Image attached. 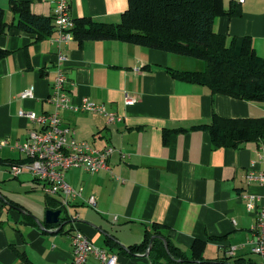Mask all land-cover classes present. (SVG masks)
<instances>
[{
  "label": "crops",
  "instance_id": "1",
  "mask_svg": "<svg viewBox=\"0 0 264 264\" xmlns=\"http://www.w3.org/2000/svg\"><path fill=\"white\" fill-rule=\"evenodd\" d=\"M12 1L0 0L8 25L0 33V50H4L0 56V140L23 142L37 128L20 112H53L47 97L60 67L67 75L66 86L74 105L90 99L119 114L122 120L108 124L101 114L60 112L63 126L72 128L78 141L99 150L114 149L108 160L110 171L89 173L72 168L65 174V181L73 189L83 188L82 199L68 202L66 211L77 218L68 222L69 229L66 224L46 226V199L43 194L37 195L39 187L32 175L22 172L13 177L9 173L11 163L26 158L8 147L0 151V183L21 177L23 191L33 193L21 197L26 201H19L6 197L0 187V264H68L73 258L74 231L94 246L117 255V264H149L142 252L132 255L121 250L141 244L146 232L166 237L188 259L201 242V253L194 264H217L225 258L232 264H264L259 256L260 261L251 259L255 254L249 241L254 236L256 213H248L242 199L247 193L264 195V184L248 183L246 177L249 172L264 174L260 158L264 141L248 142L235 149L214 148L209 132L199 128L210 124L213 115L224 119L262 118L264 102L214 95L204 86L173 79L169 74L172 68L205 69L203 62L187 56L119 41L80 44L72 40L60 48L51 42L53 33L37 39L36 34L15 27ZM16 2L29 4L35 14L52 17L51 6L44 0ZM231 2L240 9L237 17L223 13ZM127 3L71 0L69 14L74 20L87 16L96 23L118 24ZM217 10L214 32L228 42L234 37H251L254 50L264 58V0H219ZM59 50L67 58L60 65ZM31 86L35 88L34 98L21 100L19 93ZM131 97L137 101L126 105ZM89 196L96 198L94 209L85 202ZM37 204L45 206L44 213ZM34 219L42 226L38 227ZM232 248L234 252L227 255ZM86 264L98 261L91 256Z\"/></svg>",
  "mask_w": 264,
  "mask_h": 264
},
{
  "label": "trees",
  "instance_id": "2",
  "mask_svg": "<svg viewBox=\"0 0 264 264\" xmlns=\"http://www.w3.org/2000/svg\"><path fill=\"white\" fill-rule=\"evenodd\" d=\"M219 0H128L118 24L96 23L84 17L74 20V40L119 41L187 56L203 62V71H178L170 69V76L177 81L188 82L208 88L211 94L230 96L244 101L264 102V58L259 57L251 44V37L227 38L214 32V19L218 12ZM10 10L16 16L15 27L36 34L37 39L52 35L53 17H45L31 12L30 5L12 1ZM225 16L237 17L240 9L231 2L223 11ZM4 11L0 8V33L7 24ZM4 50H0V56ZM206 129L212 137L214 148H239L248 142L264 141V117L252 119H224L213 115L210 124L199 126ZM24 162L25 160L22 159ZM18 161L17 163H22ZM12 164V163H11ZM10 164V165H11ZM46 199V211L66 213L57 205V200ZM59 216L55 225L58 228L67 225L64 217ZM62 225V226H63ZM63 230V228H62ZM152 236L145 234L141 244L122 249L123 253L145 254ZM166 238V237H165ZM107 241L111 242L110 238ZM167 242L165 250L161 239L152 242L148 255L149 264H194L201 253V242L194 246L192 258L185 257L178 247ZM228 258L216 261L217 264H232ZM234 261V264H240ZM30 264L29 261H26Z\"/></svg>",
  "mask_w": 264,
  "mask_h": 264
},
{
  "label": "built area",
  "instance_id": "3",
  "mask_svg": "<svg viewBox=\"0 0 264 264\" xmlns=\"http://www.w3.org/2000/svg\"><path fill=\"white\" fill-rule=\"evenodd\" d=\"M51 7L53 17L51 42L61 48L74 40V19L70 16L71 0H44ZM243 3L244 0H237ZM58 65L66 62L67 58L60 50L57 55ZM137 71H139L137 69ZM56 76L51 84L52 91L47 97L53 106V112L36 115L20 112L19 115L26 117L37 126L27 135L23 142L9 143L7 140H0V151L8 147L9 150L18 152L24 156L22 163L11 164L9 173L13 177L19 176L26 171L32 175L35 184L41 185V192L45 197L57 199L58 205L66 212L65 220L69 223L75 222L77 218L70 217L67 205L70 200L82 199L83 188L73 189L65 181V174L72 168L84 169L89 173L110 171L109 158L113 155L112 147H105L102 150L96 149L86 141H78L75 138V131L69 126H63L61 122V111L74 110L101 114L108 124H114L122 120L119 114L110 112L104 105L96 104L90 99H82L79 105H74L68 89L67 75L60 68L56 70ZM35 88L29 87L26 91L19 93L21 100L33 99ZM137 100L128 98L126 105H132ZM260 158L264 161V146H261ZM248 183L264 184V174L249 172ZM247 212L256 213V222L252 228L254 236L249 241L252 253L264 260V195L261 197L252 194L242 196ZM96 198L89 196L86 199L87 205L94 209ZM62 214V213H61ZM64 215V213H63ZM115 219V218H114ZM73 258L68 264H86L89 257L93 256L98 264H117V255L110 254L104 249L96 247L92 242L79 231L71 235ZM234 248L227 253L231 255Z\"/></svg>",
  "mask_w": 264,
  "mask_h": 264
},
{
  "label": "rangeland",
  "instance_id": "4",
  "mask_svg": "<svg viewBox=\"0 0 264 264\" xmlns=\"http://www.w3.org/2000/svg\"><path fill=\"white\" fill-rule=\"evenodd\" d=\"M198 62H201V61H198ZM26 172V171H24ZM29 173V172H28ZM23 176V175H22ZM21 178V177H20ZM20 178L19 180H7V181H3V183L1 184L0 183V187L4 190L5 192V196L6 197H9V199H17L19 201H26V200H23V198H21L22 196H26V195H33L32 194H27L23 191L24 188H22L23 186H21V183H20ZM30 183L32 185V182L30 180ZM36 188L39 187V191H37V195L41 196L42 192H40V189H42L41 185H38L36 184ZM33 186V185H32ZM26 199V197H25ZM41 207V213H44V208L45 206L43 204H37V208ZM43 211V212H42ZM44 217H45V213H44ZM61 217V216H60ZM67 229H69V224L65 225ZM251 259L255 260V261H260L259 257L256 256V255H252ZM258 259V260H257Z\"/></svg>",
  "mask_w": 264,
  "mask_h": 264
},
{
  "label": "water",
  "instance_id": "5",
  "mask_svg": "<svg viewBox=\"0 0 264 264\" xmlns=\"http://www.w3.org/2000/svg\"><path fill=\"white\" fill-rule=\"evenodd\" d=\"M18 211H20V210L18 209ZM45 213H46V217H44V223L46 225H52L53 226V225H55V224H57L59 222V216H61V213L62 212H60L59 210H57V211L47 210ZM34 220L38 224V227L39 226H42L40 224L39 220H36V219H34ZM155 239H161L162 242H163V245H164L165 250L168 251V249H167V243H166V238H164L162 236H152L151 237V240L149 241L148 248L146 250L147 252L143 255L144 257H148V255H150V252H151L150 250H151L152 242Z\"/></svg>",
  "mask_w": 264,
  "mask_h": 264
}]
</instances>
